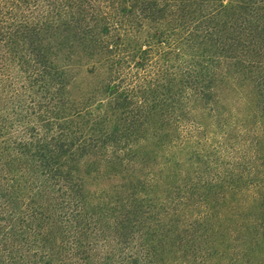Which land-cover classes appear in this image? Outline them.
<instances>
[{
	"label": "trees",
	"instance_id": "obj_1",
	"mask_svg": "<svg viewBox=\"0 0 264 264\" xmlns=\"http://www.w3.org/2000/svg\"><path fill=\"white\" fill-rule=\"evenodd\" d=\"M0 264H264V0H0Z\"/></svg>",
	"mask_w": 264,
	"mask_h": 264
}]
</instances>
